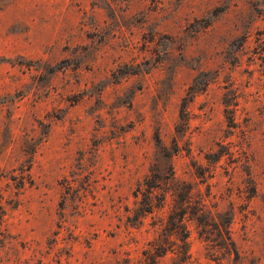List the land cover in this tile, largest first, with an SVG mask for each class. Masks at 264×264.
Listing matches in <instances>:
<instances>
[{
	"label": "rangeland",
	"instance_id": "1",
	"mask_svg": "<svg viewBox=\"0 0 264 264\" xmlns=\"http://www.w3.org/2000/svg\"><path fill=\"white\" fill-rule=\"evenodd\" d=\"M185 193L264 264V0H0V264H151Z\"/></svg>",
	"mask_w": 264,
	"mask_h": 264
},
{
	"label": "trees",
	"instance_id": "2",
	"mask_svg": "<svg viewBox=\"0 0 264 264\" xmlns=\"http://www.w3.org/2000/svg\"><path fill=\"white\" fill-rule=\"evenodd\" d=\"M161 193L164 200L167 194L162 191ZM176 194L177 193H175V195ZM152 196L153 193L149 190L144 197L145 207L142 210V216L152 214ZM187 202L188 197L185 193V196H182L180 201L175 203L173 209L169 212L167 222L161 234V241H154L152 248L147 252L146 258L151 260V264H157L158 260L164 257L168 252L176 256V261L179 262H177V264H187L190 260L191 254L188 242L189 231L187 230L185 221H187L188 218L192 220V218L201 214L202 205L190 208ZM216 231L219 236L217 241L210 242H214L225 256L232 257L233 255V264H239V254L233 241L229 237L228 224L222 225L220 229L216 226Z\"/></svg>",
	"mask_w": 264,
	"mask_h": 264
}]
</instances>
